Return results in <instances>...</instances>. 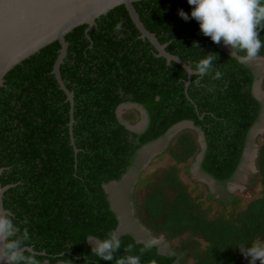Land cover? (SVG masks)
<instances>
[{"label":"trees","instance_id":"obj_1","mask_svg":"<svg viewBox=\"0 0 264 264\" xmlns=\"http://www.w3.org/2000/svg\"><path fill=\"white\" fill-rule=\"evenodd\" d=\"M133 7L144 27L167 44L166 52L190 68L208 53L217 55L212 73L192 76L190 100L185 93L187 72L155 56L154 47L139 39L123 5L100 16L92 31L87 33L88 26L82 25L65 36L68 49L60 75L73 93V142L71 106L52 73L60 49L57 41L11 69L0 87V183L14 185L4 193L3 206L21 229L28 228L27 247L49 264H115L92 254L89 240L104 239L118 228L104 186L122 181L142 147L190 121L206 143L201 172L225 186L242 163L249 131L262 113L252 93V67L218 49L195 19L185 21L178 15L183 9L190 16L187 0H137ZM120 20L123 31L117 36L113 29ZM260 35L264 41V31ZM194 42L199 49L192 47ZM259 57L264 58V48ZM216 70L223 75L213 80ZM125 103L145 109L148 124L143 132L120 122L117 111ZM133 110L122 115L131 125L139 121ZM199 152L194 130L178 132L164 151L171 162L142 172L131 198L133 218L153 237L164 236L175 254L160 255L155 246L123 234L116 257L133 244V255L148 249L141 264H249L238 245L264 240V139L255 160L260 196L244 208L239 194L216 200L223 210L219 215L210 216L212 206L199 202L198 195L192 197L180 176V166Z\"/></svg>","mask_w":264,"mask_h":264},{"label":"clouds","instance_id":"obj_2","mask_svg":"<svg viewBox=\"0 0 264 264\" xmlns=\"http://www.w3.org/2000/svg\"><path fill=\"white\" fill-rule=\"evenodd\" d=\"M187 2L192 7L190 16L183 9L178 10V15L185 21L195 19L199 23L200 31L204 36L210 37V39L216 44H220L221 42H223L224 46L232 50V58L236 57L241 61H251L256 58H260L261 61L264 60L263 57H259L261 54V49L264 48V41H262L260 38L261 31H264V0H187ZM123 25V20H120L118 23H116L113 29L114 34L118 36L123 31ZM192 47L199 49V42H194ZM241 53H243V55H241ZM216 57V54L208 53L203 58L199 59L197 63L191 66V69L193 70L194 74L202 78L212 73ZM222 75L223 74L219 70H216L214 75L212 76V79H221ZM257 80L258 78L257 76H255V80L252 87V93L254 97V85ZM263 80L264 77L262 78L260 83L261 90ZM126 105L130 106V108H126ZM138 106L140 105H137L135 103H125L120 105L117 111L118 117H120L124 123H128V125L130 126H135L137 123H139V121L135 125H131L129 122L124 121L122 119V115L124 114L122 113V111L124 110L123 112H126V110L134 109L137 112H140L139 108H137ZM140 107L143 108L142 106ZM119 110H121L120 113ZM140 116L142 119V112H140ZM185 122L192 123L190 121H184L180 123ZM147 124L148 117L146 125L143 124L144 130L147 127ZM144 130H142L141 132H143ZM181 130H178V132H180ZM197 135L200 136L198 133ZM202 141L203 143H205L204 135ZM198 142L200 146V152L198 153V155L200 153L204 154L206 149V143L203 150L202 146L200 145L199 138ZM228 183L230 184V182ZM104 187H106V185ZM22 223L25 225L28 223L26 217L23 219ZM149 236L156 240L163 239L164 243H166L167 245L169 244V242L166 241L164 236L155 238L151 235V233L149 234ZM29 241L30 233L27 227L21 229V227L15 222V217L13 215H0V262H3V264H47V261H41L37 259L34 253L27 255L25 254L26 247ZM144 242L150 246L155 245L148 243L147 241ZM121 247V238L117 236L116 230H111L107 233L106 238L98 239L97 243L94 244V246L92 247V254L104 261H114L115 264H141V256L146 251H148L147 248L142 247L139 249V255H133L131 253L135 251V246L133 244H128L126 247H124V252L126 254L123 256L116 257L114 254L117 253L121 249ZM155 247L158 248L159 246ZM238 247L240 252L246 259L250 258L249 264H256L257 261H259V264H264V240L256 239L251 243L250 246H246L244 243H241L238 245ZM160 252L162 253L160 255L173 256L175 254L173 250H169L167 253H164L162 251ZM151 264H156V261L153 260ZM173 264H178L177 260Z\"/></svg>","mask_w":264,"mask_h":264},{"label":"water","instance_id":"obj_3","mask_svg":"<svg viewBox=\"0 0 264 264\" xmlns=\"http://www.w3.org/2000/svg\"><path fill=\"white\" fill-rule=\"evenodd\" d=\"M135 2H137V0H0V87L3 86L4 77L11 69L20 64L23 60L36 54L41 49L57 41L60 45V49L59 55L54 62L52 73L55 76L60 89L66 94L67 101L71 106L69 126L71 140L73 142L71 128L73 123V94L66 89L60 76V66L67 55L68 47V44L65 41V36L75 28L82 25H87L88 27L86 32H90L94 27H96V20L100 16L107 14L109 11L118 6L123 5L131 21L139 32V39L142 41L147 40L154 47L157 52L155 56L164 58L166 60L167 66L170 65L171 62H175L187 72L188 77L187 81L185 82V93L187 95V89L190 80L192 76L195 75L193 70L184 61L166 52L167 44H160L156 36L153 33H150L144 27L133 7V3ZM214 45L232 57V50L230 48H225L216 43H214ZM254 60L261 61L260 58H256ZM254 60L239 61L250 65V62ZM261 80L262 78H259L256 82L261 83ZM255 97L258 99L256 95ZM187 98L190 100L188 95ZM137 108H139L140 112H142L143 117L146 118L147 122L145 110L140 106ZM119 119L120 122L126 126L120 117ZM177 125L173 126L172 128L176 127ZM191 125V129L195 130L200 135V137L203 138L202 132L193 124ZM178 130L171 134H168V131L164 137H166V140L169 142L170 139L173 138V136L178 132ZM204 146L205 143L202 145L203 150ZM245 152L247 151H244L243 158L246 160L251 159L252 161V156L250 155L252 153H249L248 156H244ZM202 155L203 153H200L198 159H201ZM256 157L257 153L255 154V158ZM252 168H254L253 165ZM3 171L4 169L0 168V175ZM12 187H14V185L11 184L2 187L0 183V215L11 214L9 211L4 209L3 195L8 189ZM117 217L119 219V226L116 229V234L117 236H120L126 232L122 231V222L120 217ZM140 231H143L148 235L150 234V232L142 226H140ZM133 238L137 243L150 246L139 237L133 236ZM26 251L36 254L32 247H26ZM40 254L44 255V253ZM0 264H3V262H0Z\"/></svg>","mask_w":264,"mask_h":264},{"label":"rangeland","instance_id":"obj_4","mask_svg":"<svg viewBox=\"0 0 264 264\" xmlns=\"http://www.w3.org/2000/svg\"><path fill=\"white\" fill-rule=\"evenodd\" d=\"M250 65L251 67H254V72L258 79L264 77V60H254L250 62ZM257 97L262 101V113L260 119L250 131L245 148L248 153H252L250 154L252 156V161L251 159L246 160L245 158L242 160V163L230 181V184L227 183L225 186L219 185L211 180L207 175L203 174L199 167L201 159H198V154V156L196 155L188 164L180 166L181 179L185 184H187L191 196L193 197L198 195L201 197L198 199L199 202L204 203L205 206H212V210L209 213L210 216H214L216 214L219 215L223 212L222 208L215 203L216 200H230L233 195L239 194L242 197L241 208H244L250 200L260 196L261 188L256 181L257 169L255 154L258 153L257 149L259 148V144L264 139V96ZM126 108H130V106L126 105ZM123 111L122 113H124ZM120 112L121 110H119V113ZM137 114L139 116V122L143 120L144 124H146V118L143 117L141 119L140 112H137ZM125 124L131 131L134 132H141L144 130V125L136 128L135 126L128 125V123ZM191 127V123H181L172 128L168 134H171L178 129H191ZM198 138L200 140V145L202 146V138L200 136H198ZM168 143L169 142L166 140V137H163L160 140L140 149L137 153L134 165L130 168L128 174L122 178V181L106 185L108 197L113 201V210L115 212L120 210V216H123L121 217V222L122 227H125V229L122 231L130 233V229L127 226L135 227V230H132L133 236L139 237L143 241L146 240L153 242L154 239L147 233L140 231V225L133 218L134 212L131 200L132 194L136 190V183L142 172H153L157 169L163 168V166L171 162L168 156L164 153ZM252 165L254 168H252ZM210 194L214 196V199L208 201L206 197ZM229 210L230 207H228L224 213ZM158 241L159 247L162 249L160 250L164 253H167L169 250H173L174 246L172 243L167 245L162 239H158ZM95 243L97 242L93 241V245ZM179 243L180 241L177 242V244ZM202 246H204V244H202Z\"/></svg>","mask_w":264,"mask_h":264},{"label":"bare ground","instance_id":"obj_5","mask_svg":"<svg viewBox=\"0 0 264 264\" xmlns=\"http://www.w3.org/2000/svg\"><path fill=\"white\" fill-rule=\"evenodd\" d=\"M219 45H221V46L227 48L226 46H224L223 42H221ZM254 93H255L256 96H264V92L260 89V82H255V85H254ZM143 124H144V121L142 120V121H140L139 123H137V124L135 125V127H136V128L142 127ZM248 154H249V153L245 152V155H244V156H248ZM151 238H152V237H151ZM162 240H163V239H162ZM145 241H146V240H145ZM147 242H148V243H151V244H158V245H159V241L156 240V239H154L153 242H149V241H147ZM160 243H162V242H160ZM159 248H160V247H159ZM160 249H161V248H160Z\"/></svg>","mask_w":264,"mask_h":264},{"label":"flooded vegetation","instance_id":"obj_6","mask_svg":"<svg viewBox=\"0 0 264 264\" xmlns=\"http://www.w3.org/2000/svg\"><path fill=\"white\" fill-rule=\"evenodd\" d=\"M212 42H213V41H212ZM171 55H172V54H171ZM174 56H175V55H174ZM176 57H177V56H176ZM178 58H179V57H178ZM252 70H253L254 76H256V75H255V72H254V67H252ZM262 83H263V82H262ZM257 100H258V99H257ZM259 101H260V100H259ZM260 102H261V104H262V101H260ZM191 124H193V123H191ZM193 125H194V124H193ZM116 183H117V182H116ZM105 190H106V188H105ZM106 192H107V191H106ZM109 201H110L111 209L113 210V208H112V206H113V201L110 200V199H109ZM113 211H114V210H113ZM114 212H115V211H114ZM119 212H120V210H117L115 213H116L117 216L120 217V220H121V217H123V216H120V213H119ZM117 213H118L119 215H118ZM127 227L130 229V233H129V232H126V233H124V234H130V235H132L131 232H132V230H135V227H130V226H127ZM123 229H125V227H122V230H123ZM132 236H133V235H132ZM89 241H90L89 244H90L91 246H94V245H93V241H95V240L92 239V241H91V240H89ZM95 242H96V241H95ZM153 246H157V247H158L159 245H158V244H155V245H153ZM161 250H162V249H161ZM161 250H160L159 247L157 248V252H158V254H162V253L160 252ZM162 252H163V251H162ZM47 264H49V263L47 262ZM65 264H68V263H65Z\"/></svg>","mask_w":264,"mask_h":264}]
</instances>
